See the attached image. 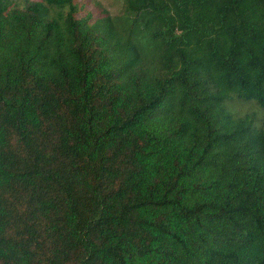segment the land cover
Returning a JSON list of instances; mask_svg holds the SVG:
<instances>
[{
    "label": "trees",
    "instance_id": "16d2710c",
    "mask_svg": "<svg viewBox=\"0 0 264 264\" xmlns=\"http://www.w3.org/2000/svg\"><path fill=\"white\" fill-rule=\"evenodd\" d=\"M120 1L0 0V264H264V0Z\"/></svg>",
    "mask_w": 264,
    "mask_h": 264
},
{
    "label": "rangeland",
    "instance_id": "374dc122",
    "mask_svg": "<svg viewBox=\"0 0 264 264\" xmlns=\"http://www.w3.org/2000/svg\"><path fill=\"white\" fill-rule=\"evenodd\" d=\"M14 2H20L22 0H13ZM30 1H42V0H30ZM75 3L79 7L77 17H85L88 13L92 14L93 21L105 17L108 14L116 15L122 9V1L120 0H75ZM229 107L236 114H244L246 111L257 109L253 101H232L229 103ZM259 110L263 112L258 113L256 123H259L264 118V108L259 107ZM257 115V114H256Z\"/></svg>",
    "mask_w": 264,
    "mask_h": 264
}]
</instances>
